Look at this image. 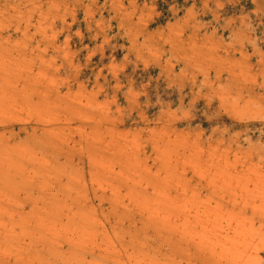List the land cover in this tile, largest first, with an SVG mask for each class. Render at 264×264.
Returning <instances> with one entry per match:
<instances>
[{
    "label": "rangeland",
    "instance_id": "1",
    "mask_svg": "<svg viewBox=\"0 0 264 264\" xmlns=\"http://www.w3.org/2000/svg\"><path fill=\"white\" fill-rule=\"evenodd\" d=\"M222 178L258 264L264 0H0V264H180Z\"/></svg>",
    "mask_w": 264,
    "mask_h": 264
},
{
    "label": "bare ground",
    "instance_id": "2",
    "mask_svg": "<svg viewBox=\"0 0 264 264\" xmlns=\"http://www.w3.org/2000/svg\"><path fill=\"white\" fill-rule=\"evenodd\" d=\"M199 184L202 187L199 195L201 197L206 194V199L196 202L191 208L187 206L189 202L187 184L182 190L185 209L180 221V223L182 222L180 224L182 229L180 230V264L212 263L215 259L216 249L220 246L219 242H222L220 240L233 229L232 219L235 218V210L239 209L237 200L231 194V184L224 178L221 180L211 179L209 182L201 179ZM234 226L237 227L236 223ZM234 231L238 232L237 230ZM254 233L255 231L252 234ZM228 237L230 240L229 235ZM225 239L226 237L223 240ZM231 239L233 238L231 237ZM224 244L222 243L221 247ZM258 264H264V258Z\"/></svg>",
    "mask_w": 264,
    "mask_h": 264
}]
</instances>
